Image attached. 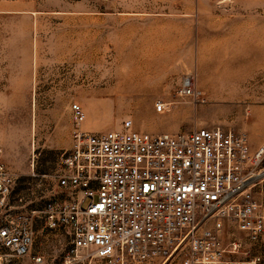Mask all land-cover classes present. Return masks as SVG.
Listing matches in <instances>:
<instances>
[{
    "label": "rangeland",
    "instance_id": "374dc122",
    "mask_svg": "<svg viewBox=\"0 0 264 264\" xmlns=\"http://www.w3.org/2000/svg\"><path fill=\"white\" fill-rule=\"evenodd\" d=\"M34 62L42 83L71 82V99L0 101V182L9 189L0 229L25 215L34 234L25 257L0 242V264L87 263H70L68 235L48 230L41 214L62 195L73 104L93 134L127 121L152 135L220 127L244 133L253 153L264 147V0H0V70ZM146 68L149 78H128ZM187 83L198 99L181 95ZM258 188L264 206V182ZM222 240L241 247L220 264H264V242L227 222Z\"/></svg>",
    "mask_w": 264,
    "mask_h": 264
},
{
    "label": "built area",
    "instance_id": "2783aa9c",
    "mask_svg": "<svg viewBox=\"0 0 264 264\" xmlns=\"http://www.w3.org/2000/svg\"><path fill=\"white\" fill-rule=\"evenodd\" d=\"M181 95L199 98L185 84ZM158 112L166 105L156 104ZM72 144L58 175L62 195L41 214L52 232L69 237L70 263L220 264L241 247L224 244V223L264 242V147L253 153L244 133L220 127L152 135L132 129L93 134L71 106ZM1 169V168H0ZM9 189L0 182V194ZM0 229V242L17 257L34 244L29 216ZM41 262V258H34Z\"/></svg>",
    "mask_w": 264,
    "mask_h": 264
},
{
    "label": "crops",
    "instance_id": "0c3cea01",
    "mask_svg": "<svg viewBox=\"0 0 264 264\" xmlns=\"http://www.w3.org/2000/svg\"><path fill=\"white\" fill-rule=\"evenodd\" d=\"M60 75L62 76V73ZM44 77L45 73L42 72V67L35 62L26 66L23 72H20L19 68L16 70H13L12 67L1 68L0 101L71 99V82L64 81L63 83L61 80L52 88L42 83L41 79ZM67 84L70 90L69 94L66 92Z\"/></svg>",
    "mask_w": 264,
    "mask_h": 264
},
{
    "label": "bare ground",
    "instance_id": "6f19581e",
    "mask_svg": "<svg viewBox=\"0 0 264 264\" xmlns=\"http://www.w3.org/2000/svg\"><path fill=\"white\" fill-rule=\"evenodd\" d=\"M209 70V69H208ZM144 73V74H143ZM143 73H139L138 71L136 72V71H132L130 74H129V79H131V78H134V79H146V78H149V76H150V72H149V70L146 68V70H144V72ZM124 89H129L128 88V86H125L124 84L123 85H121L119 88H118V90H124ZM102 95V94H101Z\"/></svg>",
    "mask_w": 264,
    "mask_h": 264
}]
</instances>
